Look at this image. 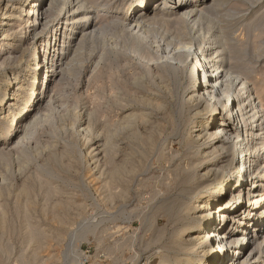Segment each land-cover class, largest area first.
Returning a JSON list of instances; mask_svg holds the SVG:
<instances>
[{
    "label": "rangeland",
    "instance_id": "374dc122",
    "mask_svg": "<svg viewBox=\"0 0 264 264\" xmlns=\"http://www.w3.org/2000/svg\"><path fill=\"white\" fill-rule=\"evenodd\" d=\"M86 1L106 10L96 20L103 34L76 41V54L67 50L70 75L52 85L48 108L40 105L48 111L35 135L16 149L0 146V264H63L70 240L91 246L92 264H159L183 225L175 207L196 197L191 165L202 117L187 102V77L128 38L123 21L133 0ZM210 18L200 22L204 32L209 20H230L236 63L263 86L264 0L225 1ZM116 19L124 26L110 24ZM17 32L30 60L40 43ZM93 148L96 159L86 153ZM114 170L121 179L112 185Z\"/></svg>",
    "mask_w": 264,
    "mask_h": 264
},
{
    "label": "bare ground",
    "instance_id": "6f19581e",
    "mask_svg": "<svg viewBox=\"0 0 264 264\" xmlns=\"http://www.w3.org/2000/svg\"><path fill=\"white\" fill-rule=\"evenodd\" d=\"M133 1L123 21L128 38L137 48L144 43L154 47L176 78L187 77V102L202 117L193 141L197 160L191 165L199 182L196 197L185 209L175 207L183 225L169 247L170 257L162 255L159 264H264V85L247 79L236 63L229 19L219 25L209 20L206 32L200 26L228 0ZM0 2V146L16 149L47 115L52 85L70 75L72 54L66 57L67 52L76 54L77 42L97 31L103 34L104 27L96 29L97 19L106 10L85 7L86 0ZM116 20L109 22L124 26ZM20 28L40 43L30 60ZM86 153L99 157L95 148ZM108 179L112 185L119 181V170ZM68 247L71 254L63 264H81L78 245L70 240Z\"/></svg>",
    "mask_w": 264,
    "mask_h": 264
},
{
    "label": "built area",
    "instance_id": "2783aa9c",
    "mask_svg": "<svg viewBox=\"0 0 264 264\" xmlns=\"http://www.w3.org/2000/svg\"><path fill=\"white\" fill-rule=\"evenodd\" d=\"M78 253L76 252V255L79 254L78 256L83 260L81 264H92L91 261L93 260V257L91 256V246L89 244L85 245L82 244L81 246H78ZM70 251L69 247L67 245V248L64 251L63 257L66 256L68 259L70 257ZM101 257H105L108 259V254L106 252L101 253Z\"/></svg>",
    "mask_w": 264,
    "mask_h": 264
}]
</instances>
